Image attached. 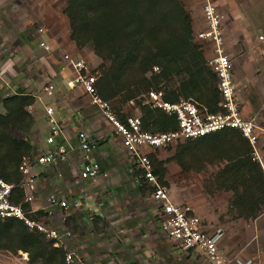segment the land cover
Here are the masks:
<instances>
[{"label":"crops","instance_id":"0c3cea01","mask_svg":"<svg viewBox=\"0 0 264 264\" xmlns=\"http://www.w3.org/2000/svg\"><path fill=\"white\" fill-rule=\"evenodd\" d=\"M10 1L22 4L19 0ZM183 1L192 14L196 33L205 26L202 9L204 0ZM215 2L227 14L225 46L233 63L235 99L244 118H256L258 143L256 151L252 147L253 155L264 170V0H215ZM8 7L6 13L0 10V101L2 102L5 95L23 90L32 93L36 97V103L42 105L46 103L55 108L56 116L71 141L76 142V134L82 128L94 134H105V138L100 140L94 149L93 157L104 171H108L107 178L101 177L98 181L81 179L78 163L75 170L64 166L62 181L57 180L54 172L58 183L54 184L53 180L49 179L52 173L43 179L49 183L52 190L60 189L68 198L81 197L82 202L90 205V209L83 211L87 215L79 216L77 215L80 211L72 207L68 224L66 222L67 227L74 233V237L67 241L69 248L75 253L73 264H162L161 259H164L165 254L157 248L168 239L161 230L157 204L152 198L146 200L141 195L139 187L142 170L123 146L122 137L115 133L111 123L91 103L83 87L72 89L68 86L69 79L75 73L64 61L63 56L69 53L75 57H82L78 54L75 41L64 40L65 36L62 41H55L43 26L33 28L31 31V26L41 20L38 11H32V16L28 15L26 18L16 7L15 9L9 5ZM8 16L16 25L18 23L16 27L19 28V33L11 29ZM40 28H43V31H40ZM45 33L49 36L47 40L42 38ZM28 34H32L34 40ZM40 41L49 42L52 49L47 51L40 47ZM205 46L206 48H203L210 56V46L207 44ZM50 55L57 56L56 67L49 60ZM16 61L20 63L15 64ZM37 63L43 65L41 74L26 75L22 71L26 67L32 68ZM11 64L14 69L6 72ZM62 76H65L64 79ZM62 82L67 88L63 95L59 87L64 85ZM51 84L55 87L54 95H49L45 90V87ZM81 95L82 99L86 98L89 104L97 109L98 117L84 114L81 109L84 104L82 106L77 103L80 102ZM62 99L64 102H60ZM127 105L125 104L127 110L123 109L126 115L132 111L128 110ZM42 109L44 111L45 107L42 106ZM44 114L46 116L45 111ZM161 149L163 148H146L150 155ZM41 183L42 187H46L41 188L40 192L46 191L48 185ZM38 198L39 202H44L47 197L41 199L38 194ZM128 206L130 208L135 206V209L128 211ZM192 206L200 214L204 229L218 241L226 258L223 264H264V209L258 216L245 219L236 218L231 212L232 215L226 214L221 217L216 211H206L204 205L195 202ZM168 241L181 253V262L184 259H191L192 264H212L201 258V254L188 253L176 242ZM173 252L171 253L174 255ZM152 255H158V261H155ZM1 261L9 264H30L29 254L22 250L17 253L1 251Z\"/></svg>","mask_w":264,"mask_h":264},{"label":"trees","instance_id":"16d2710c","mask_svg":"<svg viewBox=\"0 0 264 264\" xmlns=\"http://www.w3.org/2000/svg\"><path fill=\"white\" fill-rule=\"evenodd\" d=\"M64 12L69 17L71 39L79 48L91 46L104 62L101 71L93 70L98 73L97 86L104 99L118 98L117 102L126 104L140 100L141 94L151 89H163L167 100L196 97L211 111H218L221 96L217 76L194 40L192 14L182 0H68ZM154 66L161 70L149 74ZM175 75L181 77L180 84L168 89L166 83ZM35 101L32 93L23 90L2 100L5 112H0V176L9 182L20 180L18 166L33 148L26 134L35 123L28 109ZM141 109L146 130L158 132L178 125L174 115L147 105H141ZM116 112L120 118L126 117L122 107ZM12 129L25 136L15 137ZM193 153L206 157L204 161L210 155L227 161L217 174L218 182L220 188L237 193L240 216L254 218L263 211L264 170L240 130L227 128L181 141L173 159L188 168L187 160L195 157ZM150 157L156 174L163 176V162L155 166L156 160L152 154ZM139 189L142 195L147 191L152 194L154 187L141 179ZM23 196L22 188H17L13 201L20 202ZM23 206L31 208L30 203ZM37 215H43V211L31 214ZM54 241L18 218L0 219V251L27 252L30 264H67V251L54 246Z\"/></svg>","mask_w":264,"mask_h":264},{"label":"built area","instance_id":"2783aa9c","mask_svg":"<svg viewBox=\"0 0 264 264\" xmlns=\"http://www.w3.org/2000/svg\"><path fill=\"white\" fill-rule=\"evenodd\" d=\"M202 9L205 26L195 33V38L205 48L207 44L211 49L207 65L217 76V87L221 96L218 111H211L208 106L193 98L167 100L163 89H151L139 97L143 98L142 105L176 116L178 125L175 129L158 132L144 129L143 114L135 99L128 102V106L134 107V110L127 113L124 119L120 118L116 114L114 104L100 95L97 86L98 73L93 71L85 58L66 53L63 59L75 73L69 79L68 86L72 89L83 87L91 103L111 123L115 133L122 137L123 146L142 170L141 179L154 187L151 198L157 204L158 219L165 237L176 242L188 253H199L201 258L212 264H223L226 258L216 238L204 229L202 218L191 204L175 201L169 188L160 184L152 158L146 150L147 147L165 148L187 139L235 128L241 131L256 151V118H244L235 99L233 63L225 46L227 14L215 0H204ZM40 31H43V28H40ZM39 45L47 51L52 49V45L46 41H40ZM153 70L159 72L161 69L154 66ZM54 89L53 84L45 87L49 95H54ZM44 107L49 130L44 138L45 149L35 157L22 158L18 166L21 177L18 182H9L0 176V219L18 218L30 228L44 233L47 238L54 239L55 246H62L67 251L66 263L73 264L75 253L71 251L67 241L74 237V233L67 227L66 221L72 207L86 212L90 205L82 202L81 197L68 198L60 189L53 190L44 202H39L37 192L42 188L43 179L50 176L51 170L55 172L57 180L62 181L65 165L75 170L79 163V176L83 180L98 181L101 177L107 178L108 171H104L93 157L94 149L100 140L105 138V134H94L82 128L76 134V142L71 141L56 116L55 108L49 104ZM17 188H22L24 192L20 202L13 201ZM25 203H30L31 208L26 210L23 206ZM40 210L43 215L31 216Z\"/></svg>","mask_w":264,"mask_h":264},{"label":"rangeland","instance_id":"374dc122","mask_svg":"<svg viewBox=\"0 0 264 264\" xmlns=\"http://www.w3.org/2000/svg\"><path fill=\"white\" fill-rule=\"evenodd\" d=\"M6 1L7 2L5 3H1L2 1H0V10H2L5 13H6V10H8L9 8L8 5L13 7L14 9L16 7L18 12L22 11V14L24 13L23 16L26 18L28 17V15L32 16V13H31L32 11L34 12L38 11L37 13H39L41 20L37 21L36 24L31 26V31L33 30V28H38L40 26H43L45 27V30L48 31L49 36L52 37V39L55 41H62V38L64 36H65L64 40L71 39V37L69 38V35H70L69 17L64 12V9L67 5L68 0H19L20 2H22L21 5H19V3L14 4L10 0H6ZM45 15H47V17ZM43 16L45 17L42 20ZM9 17L10 16H8V19H9L8 22H9V25L11 26V29L13 28L15 33H19V30H18L19 28H17L18 23L16 25L13 22V20ZM48 34L46 33L43 34L42 38L47 40L49 37ZM28 36H30L33 39L32 34H28ZM37 40L38 39H36V41ZM194 40L204 50L203 48L204 45L195 38V30H194ZM76 47H77L76 49H78V54L82 56L83 58H85V60L91 65L93 70L98 69L99 71H101L99 67L101 63H104V62L102 61L100 57H98L94 53L91 46H85L83 48H79L76 45ZM204 54L206 58L209 57V52H207L206 50H204ZM49 60L53 62L54 63L53 66H55L57 64L56 61L58 59H57V56L54 57L50 55ZM16 63H20V61H16L15 64ZM27 65L28 63L25 64V66ZM8 67L9 69L7 68L5 70L6 72L14 69L12 64L11 66L9 65ZM18 68L19 70L21 69L20 66H18ZM42 68H43V65L37 63L32 68L28 69V67H26L25 69H22V71L25 72L26 75H29V74L35 75V74H41ZM5 71L2 70V72L6 73ZM150 73L151 71H149V74ZM64 77L65 76H62L63 79ZM180 79H181L180 76L175 75L173 79L167 81V83L165 81H162L161 84L165 85L166 83L168 89L175 88L176 86L180 84V81H181ZM62 84L64 83L62 82ZM59 87L61 88L60 92L62 91L61 93L63 95V93H65L67 89L66 85L64 84L63 86H59ZM58 93L59 92H57V94ZM13 94H15V92H12L9 95H13ZM82 96L83 95H81V97L79 98L81 99L80 102H77V103L82 106L84 104V106L81 108L84 114L87 116L96 115L98 117L99 112L97 111V109L93 105H90L89 101L86 98L82 99ZM60 97H61V94H60ZM117 99L118 98L110 100L114 104L116 110L119 107H122L123 109L127 110L125 104L121 102H117ZM139 99L140 100L136 101V105L137 104L139 105V101L141 102L143 98H139ZM194 99L197 100L196 97ZM51 101L53 102V100H49V102ZM60 102H64L63 99L60 100ZM42 106L44 108V104L42 105L41 103H36L35 101L34 104L28 107L29 111L32 113V115L35 118V123L32 129L30 130L29 134H26V136L30 138L33 148L29 153H27L24 156L35 157L38 153H40L42 150L45 149L44 137L48 133V129H47L46 116L44 114L45 110L43 111ZM127 107H128V110H132V111L134 110V107H130L128 105ZM0 112H5V107L3 105V102L1 101H0ZM11 132L15 137L25 136L23 132L17 129H12ZM178 145H179V142L173 145H170L166 148H163L161 150H158L156 151V153L152 154L154 160H156L155 166L158 161L163 162V165H160V169H161V172H163V176L158 175L160 184L165 185L167 188H169L170 193L173 195L174 199L179 202L189 203L191 205H193L195 202V203H198L199 205H202V206L204 205V210L206 211L209 210L211 212L216 211L217 214H220L221 217L222 215H226V214H230V215L233 214L236 218L242 217L239 215L240 207L239 205L236 204V201L238 199L237 193L234 190L220 188L219 186L217 174L220 170L223 169L227 161L214 159L212 158L211 155L207 157V160L204 161L203 159L206 157L200 156L198 153H193L195 157H190V159L187 160L190 162L188 168H182L180 164H178V162L175 159H173V156L175 155L177 151ZM49 179L53 180L54 184L58 183L57 180H55L56 178L54 177L53 174L51 175ZM44 183L48 185L47 190L41 191V192L39 190L37 192V196L39 194L41 196V199H44L45 196H47L49 193L53 191L47 181H44ZM45 187L46 186L42 188L44 189ZM142 197L146 200H149L151 198V192L147 191V193L143 194ZM132 209L134 210L135 206L131 208L128 206L127 208L128 211H132ZM79 214L87 215L81 211L78 213L77 216H79ZM242 218H245V217H242ZM245 219H248V218H245ZM157 249H160V251H162V253L165 254L164 259H161L162 264H192L191 259H187V260L184 259L181 262L180 260L181 253L168 240L167 241L164 240L163 243H161V245ZM173 251H176V252H173ZM171 252H173L174 255ZM152 258L155 259V261H158V255H152ZM200 261L203 262L202 259H200ZM0 264H9V262L1 261Z\"/></svg>","mask_w":264,"mask_h":264}]
</instances>
